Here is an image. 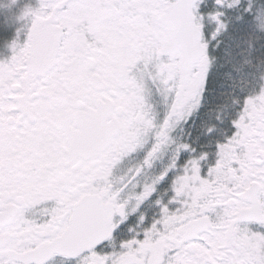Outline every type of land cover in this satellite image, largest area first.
<instances>
[{"label": "snow or ice", "instance_id": "snow-or-ice-1", "mask_svg": "<svg viewBox=\"0 0 264 264\" xmlns=\"http://www.w3.org/2000/svg\"><path fill=\"white\" fill-rule=\"evenodd\" d=\"M0 18V264H264V0Z\"/></svg>", "mask_w": 264, "mask_h": 264}, {"label": "flooded vegetation", "instance_id": "flooded-vegetation-1", "mask_svg": "<svg viewBox=\"0 0 264 264\" xmlns=\"http://www.w3.org/2000/svg\"><path fill=\"white\" fill-rule=\"evenodd\" d=\"M10 0H0V4H7L9 3ZM3 24V20L2 18H0V25ZM10 33L9 32H4V31H0V36H9ZM8 56H10V52L5 49L4 47L0 46V60L6 59L8 58Z\"/></svg>", "mask_w": 264, "mask_h": 264}]
</instances>
